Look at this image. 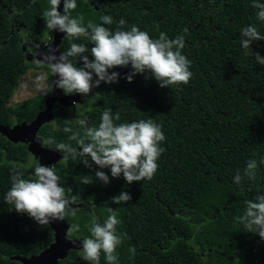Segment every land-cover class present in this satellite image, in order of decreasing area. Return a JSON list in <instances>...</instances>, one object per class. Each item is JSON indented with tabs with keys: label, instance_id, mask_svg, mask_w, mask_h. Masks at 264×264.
<instances>
[{
	"label": "trees",
	"instance_id": "obj_1",
	"mask_svg": "<svg viewBox=\"0 0 264 264\" xmlns=\"http://www.w3.org/2000/svg\"><path fill=\"white\" fill-rule=\"evenodd\" d=\"M56 3L0 0V123L44 107L52 63L39 64L44 94L10 101L36 67L21 44L46 49ZM59 24L61 85H92L96 98L78 113L55 103L37 131L65 154L49 168L59 195L79 204L61 212L82 251L57 264H254L264 253V0H66ZM41 177L26 143L0 134V264L53 240L40 223Z\"/></svg>",
	"mask_w": 264,
	"mask_h": 264
},
{
	"label": "water",
	"instance_id": "obj_2",
	"mask_svg": "<svg viewBox=\"0 0 264 264\" xmlns=\"http://www.w3.org/2000/svg\"><path fill=\"white\" fill-rule=\"evenodd\" d=\"M66 0H57L52 14L53 36L47 44L45 51H34L28 42H22L24 58L26 61H40L43 63H52L54 79L51 82L50 93L45 96L44 107L37 111L34 118L29 121H20L12 125L0 123V134L5 136L13 143L25 142L26 149L35 158L41 169L42 177L40 185L42 195L37 200V204L43 208L40 223H47L53 230V240L47 247L42 249L36 255L24 256L14 254L12 258L18 260L20 264H57L59 259L67 256L71 249H81L83 243L81 238H67L65 232L68 230V223L60 213V205L67 203L74 207L79 204L70 202L66 197L58 196L59 180L49 173V168L64 158L58 148L50 149L42 144V138L37 135V131L44 123L53 120V106L58 103L64 107L72 106L73 101L78 100L77 92L66 93L61 82L65 79L67 69L66 62L58 52V45L66 29L59 24L60 13ZM11 33L20 32L25 35L27 32L24 27L11 28ZM81 150V146L76 147ZM261 264H264V255Z\"/></svg>",
	"mask_w": 264,
	"mask_h": 264
},
{
	"label": "rangeland",
	"instance_id": "obj_3",
	"mask_svg": "<svg viewBox=\"0 0 264 264\" xmlns=\"http://www.w3.org/2000/svg\"><path fill=\"white\" fill-rule=\"evenodd\" d=\"M49 39V32L47 30L43 31L40 36L36 38V41L42 46L46 45V41ZM33 41V40H32ZM34 42V41H33ZM37 67H29L21 81H19L18 88L11 97V104H15L18 101H21L25 98L32 96H40L46 92V81L47 73L45 68L41 67L38 62H30ZM51 85V83H50ZM78 100L73 101L72 110L77 113L90 109L94 106L96 98V88L92 85H87L81 90L77 91ZM45 99V98H44ZM82 251V250H80ZM84 252V251H83Z\"/></svg>",
	"mask_w": 264,
	"mask_h": 264
},
{
	"label": "flooded vegetation",
	"instance_id": "obj_4",
	"mask_svg": "<svg viewBox=\"0 0 264 264\" xmlns=\"http://www.w3.org/2000/svg\"><path fill=\"white\" fill-rule=\"evenodd\" d=\"M21 41H23V39H21ZM32 49V48H31ZM33 50V49H32ZM37 51V50H36ZM43 51H45V50H43ZM27 62H38V63H40V61H27ZM71 108L73 107V106H70ZM53 108H54V106H53ZM53 112H54V110H53ZM54 114V113H53ZM32 155V154H31ZM65 155V154H64ZM33 156V155H32ZM34 157V156H33ZM65 157V156H64ZM35 158V157H34ZM37 159V158H36ZM58 196H60L59 195V193H58ZM62 197V196H61ZM70 201V200H69ZM70 202H73V201H70ZM74 203V202H73ZM81 204H83L82 202H81ZM63 206H67V207H70V208H74V207H72V206H70L69 204H67V203H64V204H61L60 205V213H62L61 211H62V207ZM43 213V212H42ZM62 215H63V213H62ZM65 219V218H64ZM69 228V227H68ZM68 231V230H67ZM65 235H66V237L67 238H72L71 236H69V235H67V233L65 232ZM83 248V247H82ZM81 248V249H82ZM81 249H75V250H81ZM70 251V250H69ZM263 255H264V253L262 254V256H260L256 261H255V263L254 264H261V261H262V257H263Z\"/></svg>",
	"mask_w": 264,
	"mask_h": 264
},
{
	"label": "clouds",
	"instance_id": "obj_5",
	"mask_svg": "<svg viewBox=\"0 0 264 264\" xmlns=\"http://www.w3.org/2000/svg\"><path fill=\"white\" fill-rule=\"evenodd\" d=\"M69 107V106H68ZM82 250V249H81Z\"/></svg>",
	"mask_w": 264,
	"mask_h": 264
}]
</instances>
